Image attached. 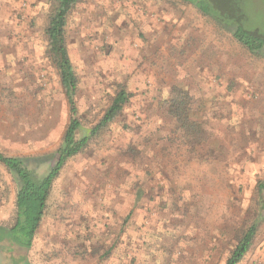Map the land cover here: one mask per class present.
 <instances>
[{"label":"rangeland","instance_id":"obj_1","mask_svg":"<svg viewBox=\"0 0 264 264\" xmlns=\"http://www.w3.org/2000/svg\"><path fill=\"white\" fill-rule=\"evenodd\" d=\"M252 1L264 20V0ZM56 7L0 0V151L39 174L71 117L48 54ZM66 37L77 138L121 88L130 99L64 166L31 249L4 238L0 264H225L256 220L240 264H264V57L180 0H79ZM17 189L0 164V226Z\"/></svg>","mask_w":264,"mask_h":264},{"label":"trees","instance_id":"obj_2","mask_svg":"<svg viewBox=\"0 0 264 264\" xmlns=\"http://www.w3.org/2000/svg\"><path fill=\"white\" fill-rule=\"evenodd\" d=\"M180 1L192 5L198 12L211 18L219 28L229 32L251 54L264 57V20L261 19V14L255 13L252 0ZM78 2L79 0H57V7L50 15L46 29L48 54L60 73L71 113L62 145L57 150L56 163L47 173L39 174L28 166L25 158L8 156L0 151V164L18 182L15 218L10 226H0V240L9 237L15 244L26 250L33 246L45 217L54 183L66 163L83 152L93 137L115 121L130 99L129 92L121 88L89 134L77 138V132L82 125L75 102L78 77L69 54L66 26L68 16ZM182 90L181 92L189 96L187 90ZM258 188L261 193H264V181L259 182ZM258 232L259 220H256L247 228L225 264H240L250 251ZM20 264L32 263L25 260Z\"/></svg>","mask_w":264,"mask_h":264}]
</instances>
